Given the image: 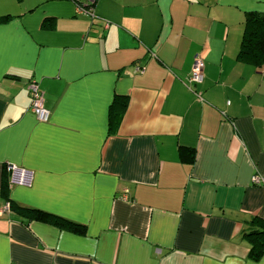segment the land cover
Here are the masks:
<instances>
[{
    "label": "crops",
    "instance_id": "crops-1",
    "mask_svg": "<svg viewBox=\"0 0 264 264\" xmlns=\"http://www.w3.org/2000/svg\"><path fill=\"white\" fill-rule=\"evenodd\" d=\"M92 7L94 20L73 0H0V210L84 228L13 208L0 264H264L244 237L264 223V65L237 58L264 0ZM195 58L203 81L188 85ZM6 164L33 172L31 187H11Z\"/></svg>",
    "mask_w": 264,
    "mask_h": 264
},
{
    "label": "trees",
    "instance_id": "trees-1",
    "mask_svg": "<svg viewBox=\"0 0 264 264\" xmlns=\"http://www.w3.org/2000/svg\"><path fill=\"white\" fill-rule=\"evenodd\" d=\"M244 31L238 51L237 58L243 62L256 67L264 65V14L247 13L244 20ZM180 158L191 164L194 158L193 149L180 147ZM10 185V184H9ZM8 184L2 183V195L7 196ZM9 203V200L7 201ZM10 210L13 208L22 212L29 220L46 223L60 229L68 230L74 233H82L83 226L73 224L65 219L52 214L30 208H22L9 203ZM255 225L245 234L244 237L250 240L251 248L249 257L256 261L264 255V223L254 220Z\"/></svg>",
    "mask_w": 264,
    "mask_h": 264
},
{
    "label": "built area",
    "instance_id": "built-area-1",
    "mask_svg": "<svg viewBox=\"0 0 264 264\" xmlns=\"http://www.w3.org/2000/svg\"><path fill=\"white\" fill-rule=\"evenodd\" d=\"M75 3V13L76 15L85 16L90 20L95 19L94 11H93V2L94 0H89L86 4H81L78 1L73 0ZM203 67L204 64L201 59L195 58L191 71L187 78V84H200L203 81ZM141 72L142 69H136ZM27 92L29 95V110L35 116L36 120L41 123H45L49 119V110L44 106L43 94L40 91L38 84L31 80L27 84ZM6 171L9 174V184L14 187H31L33 180V172L27 170L23 167H19L13 164H6ZM251 182L255 185H261L263 183L262 179L258 176L254 175L251 178ZM10 211L9 203L6 202L2 209L0 210V214H7Z\"/></svg>",
    "mask_w": 264,
    "mask_h": 264
}]
</instances>
